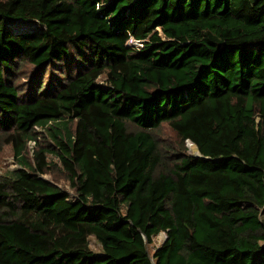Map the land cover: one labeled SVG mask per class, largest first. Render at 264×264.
Segmentation results:
<instances>
[{"label": "trees", "instance_id": "obj_1", "mask_svg": "<svg viewBox=\"0 0 264 264\" xmlns=\"http://www.w3.org/2000/svg\"><path fill=\"white\" fill-rule=\"evenodd\" d=\"M6 144L0 264H264V0H0Z\"/></svg>", "mask_w": 264, "mask_h": 264}, {"label": "rangeland", "instance_id": "obj_2", "mask_svg": "<svg viewBox=\"0 0 264 264\" xmlns=\"http://www.w3.org/2000/svg\"><path fill=\"white\" fill-rule=\"evenodd\" d=\"M9 28H12L13 31L16 30H38L40 27L33 23V22H21V21H12L7 24ZM131 42V45L137 44L134 42V40H129ZM20 70L15 74V76L12 78V81L20 88L21 93H25L29 91V86L31 85L32 75L35 74V69L31 67V65H23L18 67ZM49 77L48 70H46L45 73V81ZM103 78L100 79L102 81ZM35 130L38 132L41 131L40 128L36 127ZM158 137L161 140H166L168 142H175L176 137L174 133L168 128V126H162L158 130ZM43 139V138H41ZM45 143V142H42ZM36 149V145L34 142L30 141L27 143L26 146V154L28 157H32L33 151ZM188 152L190 154H198L195 150L194 146L189 145L188 146ZM47 161H54L57 162V159L54 158L51 155H47ZM18 165L16 163V158L13 154V149L10 144L3 145L0 150V175L5 173L6 171L13 170L17 168ZM45 179H48L50 181H54L56 185H58L60 188L66 190L67 192L71 193L72 190L68 184V182L64 179L63 173L58 168H52L51 171L45 173L43 175ZM165 238V233L160 232L156 236L153 237L152 243L148 246L149 252L153 253V251L162 244L163 240ZM89 247L94 250L95 252L99 251V245L96 242V240L91 236L89 237Z\"/></svg>", "mask_w": 264, "mask_h": 264}, {"label": "built area", "instance_id": "obj_3", "mask_svg": "<svg viewBox=\"0 0 264 264\" xmlns=\"http://www.w3.org/2000/svg\"><path fill=\"white\" fill-rule=\"evenodd\" d=\"M134 42H136L137 44H135V45H140V43H139V41H134ZM191 143L190 142H187V146H189Z\"/></svg>", "mask_w": 264, "mask_h": 264}, {"label": "bare ground", "instance_id": "obj_4", "mask_svg": "<svg viewBox=\"0 0 264 264\" xmlns=\"http://www.w3.org/2000/svg\"><path fill=\"white\" fill-rule=\"evenodd\" d=\"M191 145V144H190Z\"/></svg>", "mask_w": 264, "mask_h": 264}, {"label": "water", "instance_id": "obj_5", "mask_svg": "<svg viewBox=\"0 0 264 264\" xmlns=\"http://www.w3.org/2000/svg\"><path fill=\"white\" fill-rule=\"evenodd\" d=\"M198 155V154H197Z\"/></svg>", "mask_w": 264, "mask_h": 264}]
</instances>
